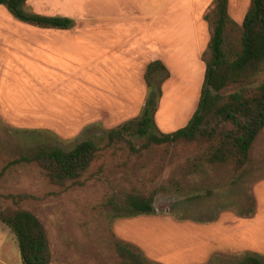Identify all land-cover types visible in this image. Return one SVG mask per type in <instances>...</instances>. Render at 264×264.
<instances>
[{
  "label": "rangeland",
  "instance_id": "obj_1",
  "mask_svg": "<svg viewBox=\"0 0 264 264\" xmlns=\"http://www.w3.org/2000/svg\"><path fill=\"white\" fill-rule=\"evenodd\" d=\"M89 1L29 0L22 7L29 15L49 12L72 19L75 26L70 30L82 34L80 52L73 55L61 52L58 44L42 43L38 26L8 16L9 10L0 5V173L5 172L0 179V205L22 208L42 221L54 264H115L108 246L114 239L138 247L155 264H205L217 254H242L243 248L223 238L247 219L239 215L249 212L253 197L257 200L256 186L264 182V132L251 152L259 170L242 173L235 185L230 183V168L197 180L192 175L196 154L186 145L153 146L141 153L127 144L118 145L95 166L101 173L83 186H55L35 164L11 165L40 146L71 151L91 140L103 147L110 131L138 129L144 109L138 107L144 94L141 71L132 73L134 64L115 61L118 53L104 58L106 50L93 51ZM240 1L243 6L238 8V0H231V17L238 28L230 26L225 33L228 60L241 51L242 25L252 3ZM213 28L211 22L209 28L201 24L203 62L211 59ZM8 38L14 40L5 46ZM186 47L179 45L177 58L152 82L158 99L154 124L163 134L186 127L199 105L205 74H199V63L192 54L186 55ZM261 84L264 70L251 87ZM141 139L131 137L137 148ZM123 194H153L158 213L119 215L111 201L120 203ZM253 240L249 238L252 245ZM190 245H196L195 257L181 262L183 256L177 253L189 254ZM238 257L218 258L211 264H236ZM0 264H23L16 236L1 222Z\"/></svg>",
  "mask_w": 264,
  "mask_h": 264
},
{
  "label": "trees",
  "instance_id": "obj_2",
  "mask_svg": "<svg viewBox=\"0 0 264 264\" xmlns=\"http://www.w3.org/2000/svg\"><path fill=\"white\" fill-rule=\"evenodd\" d=\"M27 1L0 0V5L16 19L40 28L68 30L74 26L69 18L25 13L22 7ZM229 3L230 0H216L215 9L206 17L214 26L209 48L211 59L204 60L206 71L199 105L186 127L171 134L157 130L154 113L158 99L153 93L152 82L167 69L163 62L153 61L147 67L149 95L135 133L129 127L112 130L103 147L91 140L82 141L71 151L40 146L11 165L35 164L55 186H83L101 173L95 166L118 145L127 144L136 153L153 146L186 145L196 154L192 175L197 180L209 179L214 172L230 168V183L235 185L248 170L253 145L264 131V84L251 87L264 70V0H252L242 25L241 51L234 60H228L223 49L227 29L230 26L238 28L230 16ZM157 94L160 97V89ZM133 135L142 138L139 148L131 140ZM4 174V171L0 173V179ZM118 200L120 203L113 200L111 204L116 206L119 215L158 213L153 194H123ZM255 210L252 201L245 216H254ZM0 222L16 236L23 264H54L47 230L36 215L22 208L0 205ZM108 246L115 264H155L139 248L125 241L114 239ZM236 260V264H264V259L258 255L248 254Z\"/></svg>",
  "mask_w": 264,
  "mask_h": 264
},
{
  "label": "crops",
  "instance_id": "obj_3",
  "mask_svg": "<svg viewBox=\"0 0 264 264\" xmlns=\"http://www.w3.org/2000/svg\"><path fill=\"white\" fill-rule=\"evenodd\" d=\"M50 1L46 0L47 3ZM215 2L216 0H90V46L96 52L106 50L102 54L104 58L118 53V59L116 58L115 61L120 62L124 59L134 64L129 69L130 72L134 73L135 69L141 71L140 79L144 94L142 102H138V107L143 109L148 99L145 96V89L148 86L146 81L148 65L153 61H161L167 68V63L177 58L179 45L187 46L186 55L192 54L194 59H197L195 62L199 63V74L202 76L205 74L206 65L202 60L204 51L200 29L203 22L209 28L206 17L211 13V9H215ZM236 5L240 8V6H243V1L239 2L238 0ZM229 9L231 16V0ZM43 13L46 17H55L51 16L52 14H49V12ZM7 14L12 17L10 12ZM69 14L66 12L64 15L70 16ZM231 18L236 22L235 18ZM70 29L59 30L61 33L51 35V30L58 29L40 28L41 41L48 46L52 44L60 45L63 47L61 52L67 55L76 54L80 52L82 34L76 31V28ZM207 31H209L210 37V29H207ZM12 40L14 39L4 40V45H8L7 42L11 43ZM2 67L0 61V75ZM6 69L7 65L4 67V70ZM47 95L46 93L45 96ZM258 170V165L255 166L251 158L249 168L245 173H257ZM255 193L257 200L255 197L252 199L255 202V215H239L247 219L235 229L234 234L223 238V241L232 240L240 250L243 248L244 251L237 250L243 253L234 255L217 254L212 256L210 261L205 264H211L217 258H235L248 254L264 255V182L261 181L256 186ZM243 232L246 234L242 237ZM249 238L250 240L254 239L253 245L250 244ZM190 240L192 244L193 239L190 238ZM195 247L196 245L188 247L189 254L186 253L185 255L181 252L176 255L183 256L181 262L193 259L196 255Z\"/></svg>",
  "mask_w": 264,
  "mask_h": 264
}]
</instances>
